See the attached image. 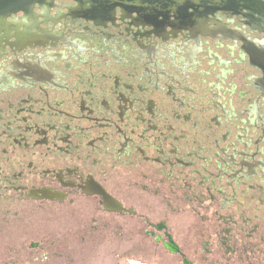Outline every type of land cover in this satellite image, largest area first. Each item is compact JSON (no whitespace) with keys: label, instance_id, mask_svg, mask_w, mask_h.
I'll return each mask as SVG.
<instances>
[{"label":"flooded vegetation","instance_id":"1","mask_svg":"<svg viewBox=\"0 0 264 264\" xmlns=\"http://www.w3.org/2000/svg\"><path fill=\"white\" fill-rule=\"evenodd\" d=\"M160 2L0 25V264L73 216L125 264H264L263 14Z\"/></svg>","mask_w":264,"mask_h":264},{"label":"rangeland","instance_id":"2","mask_svg":"<svg viewBox=\"0 0 264 264\" xmlns=\"http://www.w3.org/2000/svg\"><path fill=\"white\" fill-rule=\"evenodd\" d=\"M39 229H32V238L47 240V257H42L41 253L34 257V251H30L28 246H16L13 256L17 260L15 264H125L122 260V245L112 236L106 237L105 231L100 232L104 234L94 244L88 241L83 243L80 239L85 233L89 234L88 240L96 236L93 230L85 228V221L80 223L74 216L65 221L64 227L54 222L43 231ZM4 253H7V247H0V255Z\"/></svg>","mask_w":264,"mask_h":264},{"label":"water","instance_id":"3","mask_svg":"<svg viewBox=\"0 0 264 264\" xmlns=\"http://www.w3.org/2000/svg\"><path fill=\"white\" fill-rule=\"evenodd\" d=\"M37 0H0V25L12 12L26 6H32ZM39 1V0H38ZM117 1V0H115ZM142 1V0H141ZM161 7L167 11H175V8L205 7L206 9H234L236 11L247 10L248 14L259 12L264 17V0H163ZM149 5L148 7H150ZM160 7V8H161Z\"/></svg>","mask_w":264,"mask_h":264}]
</instances>
